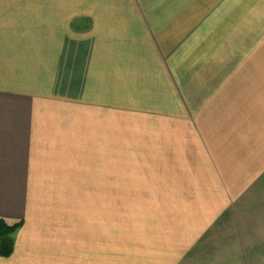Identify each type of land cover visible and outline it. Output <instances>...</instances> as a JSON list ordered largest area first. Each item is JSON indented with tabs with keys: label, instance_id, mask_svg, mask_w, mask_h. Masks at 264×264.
Masks as SVG:
<instances>
[{
	"label": "crops",
	"instance_id": "crops-1",
	"mask_svg": "<svg viewBox=\"0 0 264 264\" xmlns=\"http://www.w3.org/2000/svg\"><path fill=\"white\" fill-rule=\"evenodd\" d=\"M0 217V264H263L264 0H0Z\"/></svg>",
	"mask_w": 264,
	"mask_h": 264
},
{
	"label": "trees",
	"instance_id": "trees-1",
	"mask_svg": "<svg viewBox=\"0 0 264 264\" xmlns=\"http://www.w3.org/2000/svg\"><path fill=\"white\" fill-rule=\"evenodd\" d=\"M22 226V221L8 222L0 217V257L12 255L15 247V233Z\"/></svg>",
	"mask_w": 264,
	"mask_h": 264
},
{
	"label": "rangeland",
	"instance_id": "rangeland-1",
	"mask_svg": "<svg viewBox=\"0 0 264 264\" xmlns=\"http://www.w3.org/2000/svg\"><path fill=\"white\" fill-rule=\"evenodd\" d=\"M219 6L220 5H218V7ZM223 11H225V13L222 12V15H223V13H224V15H223V17L221 19L226 18V17L228 18L229 17V11L228 10H223ZM208 18L213 19V20H215L217 22V11H215V12L211 11V12H209V14L207 16V19ZM213 41L210 40V39L206 40V53L205 54H206L207 60H210L209 55L211 56V54H214V55H222V52L219 49L217 50V43H216L217 41L214 42V43H213ZM232 44L235 45V42H233ZM213 46H214V48H213ZM215 65H217V61H215ZM260 254H261V259H262L263 264H264V250H262L260 252Z\"/></svg>",
	"mask_w": 264,
	"mask_h": 264
}]
</instances>
